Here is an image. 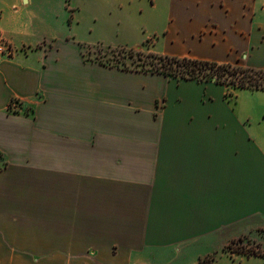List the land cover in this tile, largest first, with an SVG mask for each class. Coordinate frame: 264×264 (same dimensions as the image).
I'll return each instance as SVG.
<instances>
[{
	"label": "crops",
	"instance_id": "obj_1",
	"mask_svg": "<svg viewBox=\"0 0 264 264\" xmlns=\"http://www.w3.org/2000/svg\"><path fill=\"white\" fill-rule=\"evenodd\" d=\"M85 1L0 0V264H264V91L88 59ZM152 1L128 49L264 71V0Z\"/></svg>",
	"mask_w": 264,
	"mask_h": 264
},
{
	"label": "rangeland",
	"instance_id": "obj_2",
	"mask_svg": "<svg viewBox=\"0 0 264 264\" xmlns=\"http://www.w3.org/2000/svg\"><path fill=\"white\" fill-rule=\"evenodd\" d=\"M152 0H87L82 7L81 26L85 28L87 35L98 39L95 45H103L112 48L127 47L133 48L134 43L146 41V37L151 31V22L155 19L156 12L153 11ZM108 40L109 42H102ZM110 43V44H108ZM86 47V57L90 60L103 62L110 66H119L128 69L149 68L146 63L149 59V53L143 50L142 55L135 58L115 60L114 53L105 47ZM102 52V56L100 53ZM255 95L242 94L241 102H254ZM246 242V241H245ZM244 242V243H245ZM236 241L229 245V251L243 249L248 254L251 252H260V249L250 247V244H244ZM252 246V243H251ZM218 258L217 264H232L227 258ZM234 264H244L239 259ZM246 264H263L260 260H252Z\"/></svg>",
	"mask_w": 264,
	"mask_h": 264
},
{
	"label": "trees",
	"instance_id": "obj_3",
	"mask_svg": "<svg viewBox=\"0 0 264 264\" xmlns=\"http://www.w3.org/2000/svg\"><path fill=\"white\" fill-rule=\"evenodd\" d=\"M101 47L103 45H96ZM114 53L115 60L121 58L129 59L142 55L141 51L128 49L126 47L107 48ZM102 52L100 53V55ZM101 57H103L101 55ZM149 59L146 63L149 68L137 69L144 72L160 73L165 76L177 78L180 80H198L206 82H216L226 85L233 89H248L264 91V71L255 70L243 66L220 65L213 62L194 60L189 58H177L160 56L149 53ZM102 64H105L101 62ZM108 65V64H107ZM113 66V65H112ZM251 255H264L260 252H251ZM214 257H206L200 260V264H213Z\"/></svg>",
	"mask_w": 264,
	"mask_h": 264
},
{
	"label": "built area",
	"instance_id": "obj_4",
	"mask_svg": "<svg viewBox=\"0 0 264 264\" xmlns=\"http://www.w3.org/2000/svg\"><path fill=\"white\" fill-rule=\"evenodd\" d=\"M13 54L12 48L4 42V40L0 37V59L4 58L6 56H11ZM21 108V102L14 100L10 104V110L11 111H18Z\"/></svg>",
	"mask_w": 264,
	"mask_h": 264
}]
</instances>
